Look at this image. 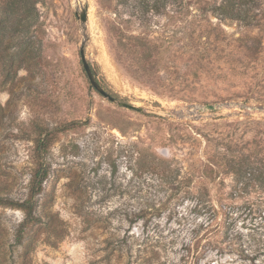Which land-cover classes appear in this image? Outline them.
I'll list each match as a JSON object with an SVG mask.
<instances>
[{
  "label": "rangeland",
  "instance_id": "1",
  "mask_svg": "<svg viewBox=\"0 0 264 264\" xmlns=\"http://www.w3.org/2000/svg\"><path fill=\"white\" fill-rule=\"evenodd\" d=\"M120 1L37 0L15 36L31 58L0 59V194L36 191L39 218L0 206V264H264V113L180 110L264 104V0L251 26L218 17L221 0L144 20ZM83 45L102 86L143 111L91 85Z\"/></svg>",
  "mask_w": 264,
  "mask_h": 264
},
{
  "label": "trees",
  "instance_id": "2",
  "mask_svg": "<svg viewBox=\"0 0 264 264\" xmlns=\"http://www.w3.org/2000/svg\"><path fill=\"white\" fill-rule=\"evenodd\" d=\"M129 0H121L120 3H126ZM139 1L138 5H134V15L140 19H145L146 14L150 11L161 14L162 8L167 6L166 2L171 0H132ZM178 0H172V4H176ZM260 6V0H221L214 6L213 10L220 18H231L240 21L245 26L253 25L255 19L251 16V12ZM37 0H0V59L7 60V66L18 61L20 64L27 62L33 50L22 48L23 44L15 42V36L19 32L30 28L36 22ZM18 46H21L19 48ZM246 50L257 53L261 46L244 45ZM260 98V97H257ZM249 99L248 97L246 98ZM34 190V188H33ZM36 191L31 194L29 199L22 202H15L11 198L4 197L0 194V206H13L21 208L26 212L27 218L38 221L39 218L34 217V208L31 204L32 197Z\"/></svg>",
  "mask_w": 264,
  "mask_h": 264
},
{
  "label": "water",
  "instance_id": "3",
  "mask_svg": "<svg viewBox=\"0 0 264 264\" xmlns=\"http://www.w3.org/2000/svg\"><path fill=\"white\" fill-rule=\"evenodd\" d=\"M79 17L81 21L86 22L88 19L87 9H82L79 12ZM80 57L83 64V67L87 73L89 81L91 85L103 96L107 97L112 102H117L119 105L129 108L135 109L138 111H143V107L134 105L127 101L118 100L115 96L109 93L100 83L96 76V71L93 65L89 62L86 57L85 46L83 45L80 49ZM224 108H238L242 112H259L264 113V104H251L246 100L242 101H228L223 103H207V104H190L186 106H182L180 108L181 112H183L187 116H191L192 114L199 112V113H206L212 112L215 115L225 116L227 113L223 112L222 109ZM166 115H173L169 111H163Z\"/></svg>",
  "mask_w": 264,
  "mask_h": 264
}]
</instances>
